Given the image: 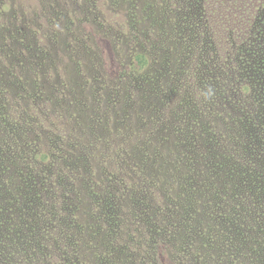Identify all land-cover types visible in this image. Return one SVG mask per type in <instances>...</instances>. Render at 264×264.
I'll use <instances>...</instances> for the list:
<instances>
[{"label": "rangeland", "instance_id": "rangeland-1", "mask_svg": "<svg viewBox=\"0 0 264 264\" xmlns=\"http://www.w3.org/2000/svg\"><path fill=\"white\" fill-rule=\"evenodd\" d=\"M262 83L264 0H0V264H264Z\"/></svg>", "mask_w": 264, "mask_h": 264}, {"label": "trees", "instance_id": "trees-1", "mask_svg": "<svg viewBox=\"0 0 264 264\" xmlns=\"http://www.w3.org/2000/svg\"><path fill=\"white\" fill-rule=\"evenodd\" d=\"M204 9L205 10L207 9L206 5H204ZM235 26L238 27L237 25H235ZM143 58H144V56H139V59L142 60ZM185 69L183 71H185ZM239 71H242V72L245 71V74L247 75L246 66L240 67ZM184 76H185V73H184ZM247 76H246L247 80H245V82L240 84L238 87L239 88L238 91L240 94H243V97H246L247 94H249V91L251 88V85L248 82V80H250V78ZM261 86H263V88H264V83H262ZM261 100L264 101V97H262ZM258 104L260 105V107H263L262 103L258 102ZM236 124H237V126L240 127V129H241L240 134L242 135L243 129L241 128L238 121L236 122ZM260 129L264 135V120L263 119H261V122H260ZM261 141H262V145L264 146V139H262ZM247 147L248 146H244V151L248 152L247 157H246V153H244L243 158L250 160V162L245 160L246 161V163H245L246 174H247L246 177L249 178L248 188H249V191L251 192V197L253 198V196H254L257 199V202H258L257 208H260L261 211L264 213V161H261V159H258V160H254L252 162V153L250 152L249 148H247ZM262 158L264 160V156ZM142 246L144 247V244ZM145 249H146V251H148V247H147L146 243H145ZM239 257H240V255L237 256V259H239ZM231 262H232V260H231Z\"/></svg>", "mask_w": 264, "mask_h": 264}]
</instances>
